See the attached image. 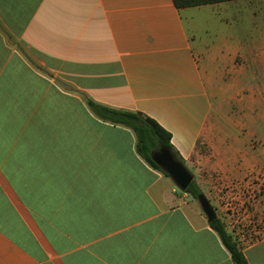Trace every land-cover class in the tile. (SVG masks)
Wrapping results in <instances>:
<instances>
[{
  "label": "crops",
  "instance_id": "1",
  "mask_svg": "<svg viewBox=\"0 0 264 264\" xmlns=\"http://www.w3.org/2000/svg\"><path fill=\"white\" fill-rule=\"evenodd\" d=\"M222 4L0 0V264H235L198 199L138 155L131 129L89 107L155 119L187 167L221 144L222 160L202 165L230 174L194 180L209 201L217 179L241 197L247 170L264 166V49L206 40L195 16ZM249 63L260 88L248 87ZM235 97L260 102L255 162L237 156L234 123L221 126ZM225 227L249 264H264V234Z\"/></svg>",
  "mask_w": 264,
  "mask_h": 264
},
{
  "label": "rangeland",
  "instance_id": "2",
  "mask_svg": "<svg viewBox=\"0 0 264 264\" xmlns=\"http://www.w3.org/2000/svg\"><path fill=\"white\" fill-rule=\"evenodd\" d=\"M198 21L204 22L200 25L203 29V35L206 40H212L220 37L222 40H228L230 37L233 43L237 45L240 42L252 44L254 48L264 49V0H243L236 2L224 3L222 5L210 8L208 13L196 15ZM213 19H212V18ZM189 21V18L186 19ZM221 40V41H222ZM232 43V44H233ZM239 48V47H238ZM238 62H240L238 60ZM247 84L249 89L260 88V69L249 63L247 65ZM250 75L253 79L250 78ZM254 77H257L256 79ZM227 91V87L224 88ZM259 92V90H258ZM235 96V94H232ZM241 101H240V100ZM258 103V104H257ZM252 103L250 108L248 102L243 97L232 99L231 102H225L222 106L234 120L228 117L223 118L221 126L234 123L236 137L239 138L242 148L239 149L241 160L250 158L254 162L261 158L260 132H261V108L260 102ZM236 106V112L232 113L229 109ZM249 108L250 110H246ZM246 111L249 116H247ZM257 141V142H255ZM217 152L211 151L208 147L203 146L193 157L189 167L190 172L201 175H229L227 168H219L216 172L212 169L203 167L202 163L210 159L212 164L221 161L218 152L222 150L221 144L218 145ZM253 148L252 154L247 152L249 147ZM215 153L214 157H211ZM247 154V155H246ZM246 155V156H245ZM213 161V162H212ZM253 162V163H254ZM242 166V161L238 162ZM205 168V169H204ZM249 182L241 184L244 188L241 190V197L237 196L234 185L227 180L217 179L214 182L206 183L204 190L214 198H210L212 206L218 215V218L227 226L233 227L239 233L252 231L253 236L264 234V166L249 168L246 172ZM236 187V186H235ZM233 188V189H232ZM243 190L245 191L242 192ZM239 191V190H237ZM214 203V204H213ZM234 229V230H235ZM251 233V232H250ZM258 234V235H257ZM260 236V235H259Z\"/></svg>",
  "mask_w": 264,
  "mask_h": 264
},
{
  "label": "trees",
  "instance_id": "3",
  "mask_svg": "<svg viewBox=\"0 0 264 264\" xmlns=\"http://www.w3.org/2000/svg\"><path fill=\"white\" fill-rule=\"evenodd\" d=\"M233 1L239 0H173L174 5L178 9ZM89 107L102 121L115 126H124L131 129L136 136V151L138 155L153 168L161 171L153 162L151 156L153 153L159 152L162 148L168 149L176 159L183 162L179 152L172 144V134L162 127L155 119L142 112L112 109L93 101L89 102ZM186 193H189L195 199H198V196L203 194L195 180ZM211 226L216 232H218L222 243L230 252L233 262L235 264H249L238 243L234 240L233 236L227 232L225 224L218 218L211 223Z\"/></svg>",
  "mask_w": 264,
  "mask_h": 264
},
{
  "label": "water",
  "instance_id": "4",
  "mask_svg": "<svg viewBox=\"0 0 264 264\" xmlns=\"http://www.w3.org/2000/svg\"><path fill=\"white\" fill-rule=\"evenodd\" d=\"M151 157L159 169L167 174L181 191L186 192L189 189L194 181V174L168 149L162 148L159 152L153 153ZM198 202L207 217L208 223L211 224L218 219L215 209L204 194L198 196Z\"/></svg>",
  "mask_w": 264,
  "mask_h": 264
}]
</instances>
